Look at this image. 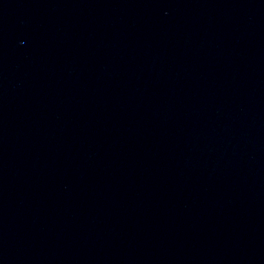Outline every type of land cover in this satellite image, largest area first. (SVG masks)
<instances>
[{
	"label": "water",
	"instance_id": "obj_1",
	"mask_svg": "<svg viewBox=\"0 0 264 264\" xmlns=\"http://www.w3.org/2000/svg\"><path fill=\"white\" fill-rule=\"evenodd\" d=\"M179 0H0V264H28L120 84Z\"/></svg>",
	"mask_w": 264,
	"mask_h": 264
}]
</instances>
